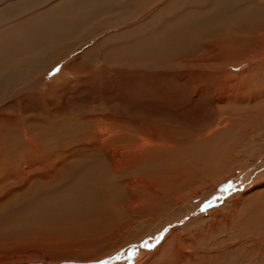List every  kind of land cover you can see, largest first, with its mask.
<instances>
[{
  "label": "rangeland",
  "instance_id": "rangeland-1",
  "mask_svg": "<svg viewBox=\"0 0 264 264\" xmlns=\"http://www.w3.org/2000/svg\"><path fill=\"white\" fill-rule=\"evenodd\" d=\"M60 1L62 0H0V8L7 7V9H0V35L6 36L5 39L9 36L13 37L12 40L17 41V44H12L14 50H8L12 53L11 55L16 56L11 57L12 60L7 51L6 60L10 59V63H5L0 69V77H2L0 79V118L2 119H0V157L4 151L10 150L14 159L15 157L20 159L21 146L27 149L30 147L32 150V146L36 145L35 148L40 146L43 151L60 147L59 160L65 164L83 157L90 152L89 150H98L97 153L112 164L109 160L111 151L106 152L108 150L106 142L103 140L99 144L92 141L95 137H100L97 131H93L95 124H101L97 117L111 114L115 117L120 116L122 120H129L138 115L140 119H144L147 114L158 110L163 123L166 122V128L169 129L168 137L178 140V147L176 151H172V154L167 152L162 154V157H158L156 167L151 168L164 170L170 183L175 182L176 185L172 184L173 189L154 200L155 202L143 203L144 208L138 212H108L106 215L108 217L103 218L105 221L108 220L107 225L104 220L101 221L102 223H95L96 226L90 225L89 228L64 225L51 227L50 230L45 231L39 229L29 236L40 239L44 236L42 239H45L46 243L62 240L70 243L72 249H74L73 245L79 244L88 250L86 255L95 253L90 256L103 252L108 254L100 259L57 263L37 260L16 264H138L146 257L151 259L146 264H154L153 261H156V264H182V262L183 264H264V244L259 243L255 238L260 233L258 221L264 217L263 208H261L263 205L260 201H253L249 193L243 197L246 198L247 203L242 204V196H240L238 206L233 203L229 204L230 209L228 206L222 209L225 201L244 192L255 179L261 176V173L263 177L264 151L263 158L260 160L250 155L256 150L257 141L242 134V130L234 129L233 132L226 131L203 142L204 145L214 143L218 146L214 165L206 167L203 171L184 155V153L188 155L193 153L189 157L199 158L197 156L200 150L195 149L198 145L194 147L192 143L187 145L184 143L189 142L186 133L191 130V127L193 130L194 125L186 122L187 126L184 124L181 130L182 118L180 114H177L174 103L165 101L159 94L150 98L142 96L144 86L153 84L156 89L160 81H171V78L180 81L183 77L179 67H168L176 61L171 51L168 52L170 57H174L173 63H166L161 57L150 55L143 59L135 55L136 51L143 49L142 47L147 44L146 37L150 29L151 35H155L160 26L163 24L166 26L169 21H173L180 0H176L174 4H167V10L163 12V15L155 10L154 6L157 4L155 0H146L143 3L141 0L138 2L116 0V3L108 4V7L100 8L97 12H94V9L89 10L83 2L67 0L71 13L82 19V22L77 25L82 23L83 26H79L72 33L69 31L61 43H53L47 47L31 48L28 42L23 43L20 35H17V30L13 29V22L31 17L30 13L38 16V13L40 14L46 7ZM87 1L91 2L90 4L94 2V0ZM149 3V6H145ZM142 7L143 10L146 9L145 16L142 14ZM92 11L94 13H91ZM98 13L102 14L97 15ZM172 13H174L173 17ZM10 22L13 24L11 25ZM5 30L9 32L6 34ZM1 39L0 36V41ZM26 46L29 47L28 51ZM249 60L245 59L243 63L241 61L239 69L246 68ZM169 72L171 76L164 75ZM159 90H163L160 84ZM1 113L2 117L8 116V119H3ZM200 126L197 125L195 128ZM138 130L148 137L149 127L145 121L138 125ZM25 131L30 140L26 138ZM177 149L180 159L184 161L188 169L193 171V176L185 178L184 183L182 181L183 184L176 176L180 166L176 164L179 167L177 168L175 163L170 161ZM32 152L24 158L35 162L38 158L32 157L34 154ZM24 158L21 156V159ZM6 159L9 160L8 157L4 158V164L8 163ZM180 159L176 157V163H179ZM242 162H248L250 165L242 168ZM136 166L140 175L151 172V168L148 165L144 166V163H137ZM35 171L37 175L40 173L39 169ZM112 174L114 179L123 185L125 197L132 199L133 193L129 186L127 187L125 182L119 180L122 176L115 170ZM138 174L135 177H138ZM37 175L29 176V180ZM4 177L6 180L4 185L11 183L7 188L3 187L4 185L0 187V213L6 211L4 215L6 217L14 208L15 202L16 207L20 205V195L26 192V186L22 182L12 183L5 175ZM16 177L21 178L22 174L18 173ZM181 184V189L191 188V193L182 197ZM192 193L194 194L189 196ZM115 213H121L120 218H124L120 220ZM95 227H101L104 230ZM175 228L179 231L161 247L160 245ZM96 230H99L98 233ZM182 239L185 240L188 248L195 249L194 251L198 254L195 255L196 258H187L188 262L187 260L179 261L174 256L176 249L182 247L179 242ZM0 241V247L8 246L7 240ZM11 244L16 243L10 241L9 245ZM36 244L40 242L37 241L33 245L36 246ZM70 252L76 251L70 250Z\"/></svg>",
  "mask_w": 264,
  "mask_h": 264
},
{
  "label": "bare ground",
  "instance_id": "bare-ground-1",
  "mask_svg": "<svg viewBox=\"0 0 264 264\" xmlns=\"http://www.w3.org/2000/svg\"><path fill=\"white\" fill-rule=\"evenodd\" d=\"M73 1L83 2L84 6L89 10L94 9V12H97L100 8L108 7V4L116 3V0H94L93 4H90L91 2L89 3L87 0ZM134 1L138 2V0ZM144 1L146 0H141L142 3ZM155 1L157 2L154 6L156 7L155 10L163 15V12L167 10V4H174L176 0ZM185 2L180 0L173 21L168 20L169 23L166 26L165 24L159 25V30L155 35H151L152 30L150 29L149 35L146 37L147 44L135 53L136 56L139 55L143 59L150 55L161 57L166 63H173L175 57L176 61L173 65L169 64L168 67H179L183 77L180 81L172 78L171 81H160L156 89H154L153 84L144 86L142 96L150 98L159 94L165 101L174 103L178 112L176 113L180 114L182 118L181 130L186 122L194 125L193 130L191 127V130L186 133L189 142L183 141L186 145L192 143L194 147L199 146L195 149L200 150L199 156H197L200 159L189 157L193 153L191 155L184 153V155L199 169L204 171L206 167H212L215 159H217L215 152H218V146L214 143L211 145L205 144V146L203 142L205 143V141L226 131L233 132L234 129L242 130V134H246L248 138L254 139L255 142L257 141L256 150L252 151L250 155L256 160H260L263 158L262 153L264 151V0H185ZM149 5L150 3L145 6ZM151 5L154 4L151 3ZM5 8L7 9V7ZM46 8L40 14L38 13V16H33L34 13H30L32 16L29 15L31 17L25 18L23 21L12 19L13 22L11 20L14 23L13 29L15 28L18 32L17 35H20L23 43L28 42L31 48L47 47L53 43H61L65 35L69 34V31L72 33L79 26H83L82 23L79 26L77 25L82 22V19L71 13L67 0H62ZM145 10L142 12L143 16L147 15ZM93 11L91 13H94ZM101 14L98 13L97 15ZM172 14L173 17L174 13ZM8 32L6 31V34ZM0 36L2 38L0 41L1 69L5 63H10V59L6 60V52L14 50L12 44H17V41L12 40L14 38L9 35L7 37L9 36L11 39ZM29 47L26 48L27 51ZM22 49L21 47V51ZM168 51L173 52L174 57H170ZM7 53H9L10 58L14 56L9 51ZM245 59L250 60L247 67L241 70L239 69L240 62L243 63ZM170 73H164V75L169 77L171 76ZM159 84L163 86V90H159ZM167 109L169 110V108ZM2 118L8 119V116ZM97 119L101 124H95L93 131H97L100 137H95L92 141L94 140L99 144L103 140L106 142L109 151L105 150L107 153L111 151L109 160L112 164L103 159L97 153L98 150H89L90 152H87L83 157L67 164L59 160L60 147L43 151L40 146L35 148L36 145H31L32 150L30 147L27 149L21 146L22 148L19 149L20 156L18 154L20 159L21 156L24 158L33 151L34 154L31 156L38 158L35 162H31L26 158L16 159L15 156L14 159L10 150L4 151L2 157H0V159L2 158L0 160V187L6 184L5 175L7 180L12 181V183L22 182L26 186V192L20 195V205L16 207L15 202L14 208L6 217H4L6 211L0 213V240H7L8 245L0 247V264H16L37 260L57 263L100 259L108 254L103 252L96 256H90V254L95 253L91 252L86 255L88 250L79 244L73 245L74 249H72L70 243H65L62 240L46 243L45 239H42L44 236L41 239L29 236L39 229L45 231L50 230L51 227L64 225L68 227L77 225L76 228L87 226L89 228L90 225H95V223L104 220L103 218H107L108 212H138L144 208L143 203L155 202L154 200L162 197L169 190L171 191L173 185H176L175 182L170 183V179L166 176L164 170L151 168L152 166L156 167L155 163L158 157H162V154H167V152L172 154L173 150L176 151L178 147V140L168 137L169 129L166 128V122L163 123L158 110L152 114H147L144 119H140L137 115L129 120H122L120 116L115 117L111 114L101 115ZM143 121L149 127L148 137H145L138 130V125ZM197 125H201L200 128H195ZM173 128L175 129V127ZM24 134L27 138L26 131ZM178 149L175 155L171 156L170 161H173L175 166H177L176 164L180 166V168L177 166L179 173L177 171L176 176L180 178L181 183L182 181L184 183L185 178L192 175L193 171L188 169L184 161L180 159L181 156L177 154ZM6 157L9 160L6 159L8 163L5 162L4 164L3 159ZM176 157L180 159L179 163H176ZM137 163H144V166L148 165L151 172L138 174ZM249 165L248 162H242V168ZM36 169L40 170L38 175L35 173L37 172ZM114 170L122 176L119 180L125 182L127 187L129 186L131 193H133L132 199L125 197L122 190L123 185L114 179L112 174ZM18 173L22 174L21 178L16 177ZM137 174L139 176L135 177ZM32 175L37 176L29 180V176ZM9 184L11 185L10 182ZM9 184L3 187L6 186L7 188L10 186ZM182 184L180 185V192L181 196L184 197L186 194L191 193V188L189 190L186 188L181 189ZM249 193L253 197V201H260L264 212V175L262 177V173L244 192L225 201L222 209L233 203L238 206L240 196H242V204L247 203L246 198L243 197ZM4 209L7 210L6 206H4ZM121 213L115 214L119 216ZM123 218L119 216L120 220ZM104 222L107 225L108 220H104ZM258 222L260 223V233L255 238L259 243L264 244V227H262L264 226V217H261ZM95 228L104 230L101 227ZM178 231L177 228L173 229L160 246L162 247ZM257 231L259 232V230ZM10 241H14L16 244L9 245ZM37 241L40 244L34 246L33 244ZM179 242L182 247H178L174 253L177 260L185 261L187 258H194L195 255H198L194 251L195 249L186 246L187 243L184 239ZM70 250L76 252H70ZM149 258H144L138 264H146L147 261L151 260ZM153 263L156 264V261H153Z\"/></svg>",
  "mask_w": 264,
  "mask_h": 264
},
{
  "label": "water",
  "instance_id": "water-1",
  "mask_svg": "<svg viewBox=\"0 0 264 264\" xmlns=\"http://www.w3.org/2000/svg\"><path fill=\"white\" fill-rule=\"evenodd\" d=\"M102 263V262H101Z\"/></svg>",
  "mask_w": 264,
  "mask_h": 264
}]
</instances>
